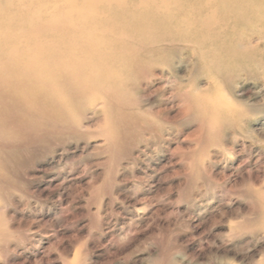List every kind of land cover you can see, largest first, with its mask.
Masks as SVG:
<instances>
[{
  "label": "rangeland",
  "instance_id": "rangeland-1",
  "mask_svg": "<svg viewBox=\"0 0 264 264\" xmlns=\"http://www.w3.org/2000/svg\"><path fill=\"white\" fill-rule=\"evenodd\" d=\"M239 7L0 0V264H264V8Z\"/></svg>",
  "mask_w": 264,
  "mask_h": 264
},
{
  "label": "bare ground",
  "instance_id": "bare-ground-1",
  "mask_svg": "<svg viewBox=\"0 0 264 264\" xmlns=\"http://www.w3.org/2000/svg\"><path fill=\"white\" fill-rule=\"evenodd\" d=\"M132 1H133V0H132ZM237 1H238V6H240L239 8H241L242 5H245V3H251L253 6H255V8H256V7L264 8V1H263V0H237ZM137 2H138V1H137ZM144 2H145V1H144ZM150 3H152V2L150 1ZM103 4H104V3H103ZM103 4H102V5H103ZM128 5H129V4H128ZM146 6H147V5H146ZM146 6H145V7H146ZM87 8H88V7H87ZM114 8H115V7H114ZM140 8H141V7H140ZM149 8H150V7H149ZM65 9H66V8H65ZM69 9H70V8H69ZM110 10H111V9H110ZM113 10H115V9H113ZM245 10H246V9H245ZM134 11H135V10H134ZM136 11H137V10H136ZM138 11H139V10H138ZM141 11H142V10H141ZM151 11H152V10H151ZM74 13H75V12H74ZM116 13H117V12H116ZM143 13H144V12H143ZM121 14H122V13H121ZM138 14H140V13H138ZM108 15H109V14H108ZM116 15H118V14H116ZM141 15H142V14H141ZM131 16H132V15H131ZM133 16H134V15H133ZM76 17H77V16H76ZM115 17H116V16H115ZM89 18H90V17H89ZM95 18H96V17H95ZM109 18H110V17H109ZM120 18H121V17H120ZM130 18H131V17H130ZM130 18H129V19H130ZM76 19H77V18H76ZM93 19H94V18H93ZM93 19H92L91 21H94V22H95V20H93ZM152 19H154V17H153ZM89 21H90V20H89ZM118 21H119V20H118ZM132 21H133V20H132ZM155 21H156V20H155ZM137 22H138V21H137ZM137 22H136V23H137ZM141 22H142V21H141ZM143 22H145V21H143ZM83 23H85V22L83 21ZM87 23H88V22H87ZM87 23H86V24H87ZM91 23H93V22H91ZM96 23H97V22H96ZM101 23H102V22H101ZM104 23H105V21H104ZM120 23H121V22H120ZM136 23H135V24H136ZM117 24H118V23H117ZM143 24H144V23H143ZM78 25H79V24H78ZM80 25H81V24H80ZM84 25H85V24H84ZM102 25H103V24H102ZM137 25H138V24H137ZM139 25H140V24H139ZM139 25H138V26H139ZM88 26L91 27L92 24H88ZM98 26H99V25H98ZM100 26H101V25H100ZM143 26H144V25H143ZM148 26H149V25H148ZM152 26H153V25H152ZM81 27H82V26H81ZM92 27H95V25L92 26ZM150 27H151V26H150ZM150 27H149V28H150ZM84 28H87V27H84ZM154 28H155V27H154ZM157 28H158V27H157ZM93 29H94V28H93ZM97 29H98V28H97ZM103 29H105V28H103ZM121 29H123V28H121ZM121 29H120V30H121ZM85 30H86V29H85ZM91 30H92V29H91ZM152 30H153V29H152ZM83 31H84V30H83ZM123 31H124V30H123ZM131 31H132V30H131ZM157 31H158V30H157ZM86 32H87V31H86ZM100 32H101V27H100ZM125 32H126V31H125ZM163 32H164V31H163ZM152 33H153V32H152ZM116 34H117V33H116ZM130 34H131V33H130ZM73 35H74V34H73ZM136 35H137V34H136ZM169 35H170V34H169ZM92 36H93V33H91V34H88V33H86V34H82V33H80V34L77 35V37H76V36H75V37H76V38H79V40H80V39L83 40L84 38H86V39H88V40L90 41V40L92 39ZM105 36H106V35H105ZM107 36H108V35H107ZM142 36H143V35H142ZM142 36H141V37H142ZM156 36H158V35H156ZM144 37H145V35H144ZM147 37H148V36H147ZM149 37H150V36H149ZM167 37H168V36H167ZM76 38H75V39H76ZM112 38H113V37H112ZM133 38H134V37H133ZM96 39H97V38H96ZM115 39H116V38H115ZM134 39H135V38H134ZM147 39H149V38H147ZM137 40H138V39H137ZM142 40H143V39H142ZM145 40H146V38H145ZM145 40H144V41H145ZM98 41H99V40H98ZM126 41H127V40H126ZM147 41H148V40H147ZM151 41H153V40L151 39ZM82 42H83V41H82ZM85 42H86V41H85ZM100 42H101V40H100ZM141 42H142V41H141ZM156 42H157V40H156ZM91 43H92V42H91ZM96 43H97V42H96ZM103 43H104V42H103ZM142 43H143V42H142ZM150 43H151V42H150ZM152 43H153V42H152ZM157 43H158V42H157ZM157 43H153V45H152V44H148V45H147V44L145 43L147 46H145V47L143 48V50H144V52L147 53V55L145 54L146 57L148 56V53H149L148 51H150V50L153 49L154 47H159V46L162 44V43H161V44H157ZM88 44H89V43H88ZM98 44H101L100 46H102V43H97V45H98ZM143 44H144V43H143ZM78 45H79V44H78ZM89 45H90V44H89ZM95 45H96V44H95ZM97 45H96L95 47L92 46V47H93V48H92L93 51H95L96 53H97L98 50H99V52H100V51H102V50L105 49V48H104L105 46L103 47L104 49H103V48H102V49H99V46H97ZM129 45H130V44H129ZM129 45H128V46H129ZM85 47H86V46H85ZM90 48H91V47H90ZM138 48H139V47H138ZM141 48H142V47H141ZM95 49H96L97 51H96ZM108 49H109V48H108ZM125 49H126V48H125ZM82 50L84 51V50H86V49L83 48ZM120 51H121V50H120ZM138 51H139V50H138ZM103 52H104V51H103ZM110 52H111V51H110ZM81 53H83V52H81ZM108 53H109V52H108ZM112 53H113V51H112ZM138 54H139V53H138ZM114 55H115V54H114ZM128 55H129V54H128ZM92 56H93V55H92ZM119 56H120V55H119ZM122 56H123V55H122ZM125 56H126V55H125ZM142 56H143V55H142ZM94 57H96V56H94ZM80 58H81V57H80ZM100 58H101V57H100ZM143 58L145 59V56H143ZM147 58H148V57H147ZM148 59H150V58H148ZM81 60H82V59H81ZM81 60H80V61H81ZM95 60H97V59H95ZM124 60H126V59H124ZM145 60H146V59H145ZM101 62H102V61H101ZM101 62H100V63H101ZM106 63H107V62H106ZM98 64H99V63H98ZM86 65H87V64H86ZM102 65H104V64H102ZM108 65H109V64H108ZM82 66H83V65H82ZM95 66H96V65H95ZM89 67H91V66L89 65ZM102 67H103V66H102ZM102 67H101V68H102ZM82 68H83V67H82ZM103 68H104V67H103ZM95 70H96V69H95ZM101 70H102V69H101ZM98 71H100V70H98ZM104 71H105V70H104ZM101 72H102V71H101ZM102 73H103V72H102ZM91 75H92V74H91ZM93 75H94V74H93ZM96 76H97V75H96ZM100 76H101V75H100ZM87 79H88V78H87ZM97 80H98V79H97ZM98 81H99V80H98Z\"/></svg>",
  "mask_w": 264,
  "mask_h": 264
}]
</instances>
